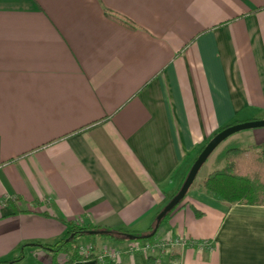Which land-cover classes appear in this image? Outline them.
I'll return each mask as SVG.
<instances>
[{
	"label": "crops",
	"instance_id": "0c3cea01",
	"mask_svg": "<svg viewBox=\"0 0 264 264\" xmlns=\"http://www.w3.org/2000/svg\"><path fill=\"white\" fill-rule=\"evenodd\" d=\"M254 120L264 0H0V263L63 264L42 244L67 222L147 232L199 149ZM242 138L263 144L264 127ZM206 177L149 252L78 246L118 251L115 264H264V205L219 201Z\"/></svg>",
	"mask_w": 264,
	"mask_h": 264
},
{
	"label": "trees",
	"instance_id": "16d2710c",
	"mask_svg": "<svg viewBox=\"0 0 264 264\" xmlns=\"http://www.w3.org/2000/svg\"><path fill=\"white\" fill-rule=\"evenodd\" d=\"M104 14L120 24L134 28L132 22L123 16L107 9L104 10ZM234 124L235 123H231L221 128L220 131ZM206 144L199 149L197 156L201 153ZM203 186L216 199L227 204L264 205V143L260 145H251L247 148H230L226 150L224 167L209 173L203 181ZM183 199L165 215L154 233H152L154 225L150 227L147 232L142 233L124 228L67 222L68 230L64 238L50 244L42 245L55 253H65L67 259L63 264H75L85 260H94L95 263L98 264L94 254L84 256L80 253L78 247L79 239L85 237H100L113 241L145 240L149 244L155 245L156 242L154 238L160 225L167 219L173 210L178 207ZM4 202V200H0V204ZM19 257L3 263H13L17 261ZM108 264H114V262L108 261Z\"/></svg>",
	"mask_w": 264,
	"mask_h": 264
},
{
	"label": "water",
	"instance_id": "95a60500",
	"mask_svg": "<svg viewBox=\"0 0 264 264\" xmlns=\"http://www.w3.org/2000/svg\"><path fill=\"white\" fill-rule=\"evenodd\" d=\"M258 127H264V120H254V121H247L242 123H236L234 125L228 126L222 131L218 132L203 148L201 153L197 156L196 160L192 164L182 186L180 187L177 194L167 203V205L158 213L156 217V222L154 224V228L152 230V233H154L159 224L161 223L162 219L165 217V215L171 211L186 195L188 189L192 185L200 167L205 162V160L208 158V156L211 154V152L222 142L226 137L229 135L240 131L244 129H250V128H258ZM75 264H96L94 260L89 261H82L77 262Z\"/></svg>",
	"mask_w": 264,
	"mask_h": 264
},
{
	"label": "rangeland",
	"instance_id": "374dc122",
	"mask_svg": "<svg viewBox=\"0 0 264 264\" xmlns=\"http://www.w3.org/2000/svg\"><path fill=\"white\" fill-rule=\"evenodd\" d=\"M252 129L253 128L237 131L220 142V144L211 152V155H209L210 157L208 161L200 167L194 182H199L202 178L208 175V173L214 170L222 169L225 165L226 150L230 148H247L252 145L250 141L242 138L243 134Z\"/></svg>",
	"mask_w": 264,
	"mask_h": 264
},
{
	"label": "built area",
	"instance_id": "2783aa9c",
	"mask_svg": "<svg viewBox=\"0 0 264 264\" xmlns=\"http://www.w3.org/2000/svg\"><path fill=\"white\" fill-rule=\"evenodd\" d=\"M184 243H185L184 240H176L173 244L183 245ZM155 246H159V244L156 243L155 245H151L148 242L147 243L134 242L131 245L130 250L132 252L143 251L146 253V252H149L150 249L152 247H155ZM79 251L84 256H88V255L92 254L91 249H87V248H83V247H79ZM118 255H119L118 251H109V252H105V253L95 254L98 264H108L106 259L114 262V264H115V261L117 260ZM85 261H88V260H85Z\"/></svg>",
	"mask_w": 264,
	"mask_h": 264
}]
</instances>
